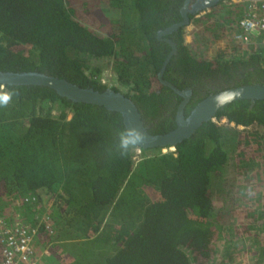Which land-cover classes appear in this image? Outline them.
I'll return each instance as SVG.
<instances>
[{
  "label": "trees",
  "instance_id": "trees-1",
  "mask_svg": "<svg viewBox=\"0 0 264 264\" xmlns=\"http://www.w3.org/2000/svg\"><path fill=\"white\" fill-rule=\"evenodd\" d=\"M84 1L99 32L68 0H0V71L110 88L143 125L160 116L171 92L156 74L170 46L156 32L180 20L183 0H103L114 20L99 0ZM222 2L162 36L174 44L163 80L194 86L242 64L264 83V48L233 44L241 6ZM5 86L19 94L0 107V220L36 228L38 264H232L235 250L264 263V99L230 102L214 114L225 124L202 122L171 151L122 158L117 112L44 86Z\"/></svg>",
  "mask_w": 264,
  "mask_h": 264
},
{
  "label": "water",
  "instance_id": "water-1",
  "mask_svg": "<svg viewBox=\"0 0 264 264\" xmlns=\"http://www.w3.org/2000/svg\"><path fill=\"white\" fill-rule=\"evenodd\" d=\"M218 1L219 0H195L188 6L189 0H183L182 6L179 9L180 20L156 32V38L166 42L170 46V50L164 57L156 74L157 80L163 86L183 97V100L176 109L175 125L165 133L149 134L144 128L133 102L122 93L110 88H106L99 92L92 88L79 87L62 78L37 71H0V84L44 86L53 90L58 96L65 97L71 102L101 106L108 111L117 112L121 117L123 128L125 126L130 128L137 127L146 132L148 140L141 149L173 148L175 144L191 135L202 122L212 118L218 109L223 108L230 102L241 99H247L250 102L264 99V83L239 84L206 96L201 101L197 102L184 118L181 114L182 107L187 101L190 90H177L174 85L161 78L164 67L170 55L174 52V44L172 41L168 38H162V36L170 34L172 31L185 26L188 23V14L206 10L215 5Z\"/></svg>",
  "mask_w": 264,
  "mask_h": 264
},
{
  "label": "built area",
  "instance_id": "built-area-1",
  "mask_svg": "<svg viewBox=\"0 0 264 264\" xmlns=\"http://www.w3.org/2000/svg\"><path fill=\"white\" fill-rule=\"evenodd\" d=\"M230 1L241 6L231 36L232 42L241 48L249 45L264 48V0ZM44 221V228L50 232L49 221ZM35 236V227L22 224L19 220L5 225L0 220V264H38L33 249Z\"/></svg>",
  "mask_w": 264,
  "mask_h": 264
},
{
  "label": "flooded vegetation",
  "instance_id": "flooded-vegetation-1",
  "mask_svg": "<svg viewBox=\"0 0 264 264\" xmlns=\"http://www.w3.org/2000/svg\"><path fill=\"white\" fill-rule=\"evenodd\" d=\"M195 0H189L188 6L192 4ZM234 44V43H233ZM248 49L250 47H254L252 49H256L257 47L261 46H255V45H249L246 46ZM263 48V47H262ZM264 58V56H263ZM257 74L254 73V70L251 66H244L242 64H237V68L235 70H230L229 73H217L215 75L204 77L202 78V81L196 83L194 86H183L182 81L176 82L177 85H174L177 90H185L189 89L190 93L188 95L187 101L184 103L182 107V117H186L188 112L195 106V104L199 101H201L206 96L213 94L217 91L223 90L225 88L235 86L236 84H244V83H255V82H262L263 80L260 78H257ZM160 83V82H159ZM161 84V83H160ZM162 85V84H161ZM163 86V85H162ZM168 90H170L168 88ZM171 94L169 93V100H168V108L160 115L153 117L149 121L144 122V128L146 130H149L151 132L154 131H160V132H167L170 129H172L175 125V115H176V109L177 106L181 103L183 100V97L174 93L171 91ZM194 103V104H193ZM209 120L213 121L214 123H217L219 121H225V117L215 118L213 116ZM172 125H168L171 124ZM168 126V127H167ZM165 127L164 130L161 128ZM164 132V133H165ZM156 134H161L157 132ZM171 148H168L170 150Z\"/></svg>",
  "mask_w": 264,
  "mask_h": 264
},
{
  "label": "rangeland",
  "instance_id": "rangeland-1",
  "mask_svg": "<svg viewBox=\"0 0 264 264\" xmlns=\"http://www.w3.org/2000/svg\"><path fill=\"white\" fill-rule=\"evenodd\" d=\"M80 0H68L69 5L71 6V2H72V6L76 9V14L79 17V22L87 25L88 27L92 28L90 25H94L93 29L96 32H99L96 28L98 22H99V18L97 16H90L88 14V11H92L91 6L92 3H88L87 1H84V5L83 4H79ZM83 1V0H82ZM230 0H223V2L221 3L222 6H227V5H231ZM77 4V5H76ZM76 5V6H75ZM98 8H101L100 10H102V16L105 17L107 20H114L117 17V11L111 8H108L106 4L103 3V0H99V6H97ZM224 9V8H223ZM221 14V12H219ZM91 22V23H89ZM233 23V22H232ZM185 30L188 31L191 28V25H185ZM185 40L189 41V35H185ZM108 70H103L102 71V81L107 82V84H111L113 83V85H115L114 79L111 78V76L109 75V73H107ZM126 89V87H121V91H124ZM226 120L224 121H219L217 122V124H225ZM238 128H241L240 126ZM172 150V149H171ZM170 150V151H171ZM161 152H165L167 151L166 148H161L160 149ZM136 154H138V152H135ZM140 156L136 155L134 158L135 160H137ZM6 201V200H5ZM8 204V203H5ZM50 205V203H48ZM11 207V205H8V208ZM10 211V210H9ZM16 215V213L14 214ZM44 255V253H42ZM233 256L235 257V261L232 262V264H252L251 263V259H250V254H246V255H242L240 250H235L233 252Z\"/></svg>",
  "mask_w": 264,
  "mask_h": 264
},
{
  "label": "clouds",
  "instance_id": "clouds-1",
  "mask_svg": "<svg viewBox=\"0 0 264 264\" xmlns=\"http://www.w3.org/2000/svg\"><path fill=\"white\" fill-rule=\"evenodd\" d=\"M18 94V90H9L7 86L0 84V107H6L12 100L13 95ZM118 135L120 149L119 154L122 158H126L132 152H139L148 140L146 132L137 127L130 128L125 126L119 131ZM171 149L173 150V148Z\"/></svg>",
  "mask_w": 264,
  "mask_h": 264
},
{
  "label": "bare ground",
  "instance_id": "bare-ground-1",
  "mask_svg": "<svg viewBox=\"0 0 264 264\" xmlns=\"http://www.w3.org/2000/svg\"><path fill=\"white\" fill-rule=\"evenodd\" d=\"M171 148V147H170Z\"/></svg>",
  "mask_w": 264,
  "mask_h": 264
}]
</instances>
